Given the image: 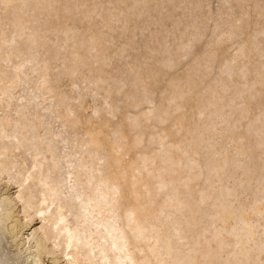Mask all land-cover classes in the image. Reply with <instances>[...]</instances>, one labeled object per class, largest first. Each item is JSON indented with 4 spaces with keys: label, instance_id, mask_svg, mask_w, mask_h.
<instances>
[{
    "label": "bare ground",
    "instance_id": "1",
    "mask_svg": "<svg viewBox=\"0 0 264 264\" xmlns=\"http://www.w3.org/2000/svg\"><path fill=\"white\" fill-rule=\"evenodd\" d=\"M0 264H264V0H0Z\"/></svg>",
    "mask_w": 264,
    "mask_h": 264
}]
</instances>
